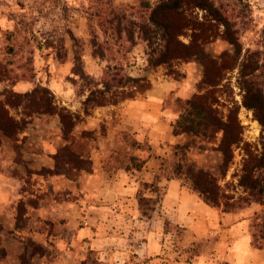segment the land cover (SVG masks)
Wrapping results in <instances>:
<instances>
[{
    "label": "rangeland",
    "instance_id": "rangeland-1",
    "mask_svg": "<svg viewBox=\"0 0 264 264\" xmlns=\"http://www.w3.org/2000/svg\"><path fill=\"white\" fill-rule=\"evenodd\" d=\"M140 1L0 0V63L8 73L7 78L0 79V101L13 92L48 90L54 105L73 115L75 128L70 138L76 143L74 150L82 154L90 167L74 173L68 167L55 166V155L67 144L57 116L26 117V128L18 137L1 138L0 264H58L60 255L71 261L66 264H146L147 260H138L134 253L140 242L135 235L147 229L146 222L150 219L160 224L158 242L165 251L161 257L168 254L178 263L191 264L195 255L214 249L215 235L190 242L183 228L166 221L159 208L164 188L159 183L176 179L192 190L184 171L176 175L178 165L204 169L219 177L220 155L212 145L200 137L173 135L172 123L179 110L176 100L184 101L197 92L202 62L206 58H228L233 49L218 37L204 46L199 57L173 65L175 76L163 67L149 68L144 43L137 40L132 47L113 38L109 35L110 24L105 22L111 10L134 13L129 8L137 7ZM216 3L234 23L242 55L246 50L258 52L256 57L262 68L256 73L257 82L264 88V0ZM70 35L76 42L71 41ZM92 40L110 49L104 59L92 55ZM76 52L84 74L94 82H99L105 67L111 65L122 67L129 76L145 79L150 87L136 89L131 99L115 106L85 111L83 102L89 86L72 73ZM238 71L235 68L225 75V87L218 94L219 109L226 115L238 107L244 142L258 145L261 128L252 111L241 104L243 91ZM134 100H138L136 107L142 111L133 109L131 114L136 112L138 116L127 113L128 102ZM10 113L18 120L22 118L21 108H10ZM242 155V150L234 151L221 186L232 181L231 175L239 168ZM148 160H151L149 168L154 162L158 172L148 179L150 182L140 181L134 219L131 213L127 219L121 218L122 208L117 206L113 212L106 206L101 211L94 210L98 194L108 184L114 180L132 184L130 181L136 179ZM42 169L62 174L44 175ZM125 176L130 181H125ZM226 190L238 192L231 187ZM248 209L242 218L248 221L250 246L256 249L252 246V225L256 223L255 214L262 208L251 205ZM96 220L99 227L94 225ZM137 220L145 223H136ZM95 227L100 228L98 232L102 235L112 233V243L97 249L90 247L88 236L91 237ZM82 235L86 239H77ZM36 246L42 247L44 255L37 253ZM123 253L127 257H121Z\"/></svg>",
    "mask_w": 264,
    "mask_h": 264
},
{
    "label": "trees",
    "instance_id": "trees-1",
    "mask_svg": "<svg viewBox=\"0 0 264 264\" xmlns=\"http://www.w3.org/2000/svg\"><path fill=\"white\" fill-rule=\"evenodd\" d=\"M216 1L155 0V3L150 4L142 0L137 7L130 6L129 9L134 11L131 14L111 10L110 18L105 22L110 24L108 29H111L112 34L109 35L113 38L123 40L132 47L137 40L144 43L149 68L163 67L174 76L171 70L173 65L199 57L204 46L218 37L232 47L230 57L221 56L215 60L206 58L202 62V78L197 85V92L184 101L176 100L179 110L172 123L173 135L200 137L212 145V149L220 155L219 177L204 169L194 170L191 166L178 165L175 171L177 176L184 171L183 176L202 202L221 213H240L251 205L260 206L262 210L255 214L256 223L252 225V246L261 250L264 249V88L258 84L256 73L262 65L256 57L258 52L246 50L242 55L238 31L226 10ZM237 1L240 3V0ZM70 38L76 42L72 35ZM92 42V55L104 59L110 49L100 47L95 40ZM74 60L76 65L72 70L73 75L86 81L89 86V93L83 102L85 111L115 106L131 99L136 89L148 90L150 87L145 79L129 76L122 67L111 65L105 67L100 81L94 82L80 67V55L77 52L74 53ZM235 68L239 69L242 80L241 104L252 111L261 128L258 145L244 142L243 127L237 115L238 107L229 110L226 115L219 109L218 94L225 87V75ZM7 75V68L0 63V79L7 78ZM10 108H21L22 118L18 120L13 116ZM35 114L59 118L67 144L55 155V166L68 167L74 173L88 170L89 163L74 150L76 143L70 138L75 128L73 115L64 108L56 107L52 95L46 89L13 92L8 99L0 101V141L2 137L10 140L18 137L26 128L24 119ZM236 149L243 151L239 168L231 175L232 181L221 186L220 182L226 178ZM42 171L44 175L62 174L58 170ZM230 187L238 192L226 190ZM36 251L44 255L42 247L36 246Z\"/></svg>",
    "mask_w": 264,
    "mask_h": 264
},
{
    "label": "crops",
    "instance_id": "crops-1",
    "mask_svg": "<svg viewBox=\"0 0 264 264\" xmlns=\"http://www.w3.org/2000/svg\"><path fill=\"white\" fill-rule=\"evenodd\" d=\"M137 103L138 100L128 102L126 106L128 114L138 116L136 112L131 114L133 109L141 110V108L136 107ZM131 118L134 117L131 116ZM150 164L151 160H148L142 170L137 173L134 181H130L125 176V181L128 180L132 184L122 182V180H114V182L108 184L98 194V202L93 207L94 210L101 211L102 207L106 206V209L113 212V209L117 206L122 208L121 218L127 219L128 213H131L134 219L135 212H138V204L135 198L140 181L150 182L148 179L153 178L158 172L155 163L153 162L152 169L149 168ZM139 177L140 179L137 180ZM159 185L164 186L159 203L161 213L170 224L183 228L188 241L192 242L193 240L216 236L214 249L195 255L191 260V264H264V251L253 249L250 246V238L246 231L248 221L242 218L245 217L247 209L237 214L221 213L215 208L204 204L197 193L181 186L176 179L160 182ZM111 218L112 215L110 220ZM139 222L141 221H136V223ZM94 225L99 227L97 220ZM146 226L147 229L139 235H135L136 239H140L139 245L134 251L138 260H147L146 264H182L173 260L168 254L161 257L165 254V251L164 246L158 242L160 224L154 219H150L147 220ZM96 227L93 229L91 237L88 236L90 247L97 249L100 245L106 246V244L112 243V233L102 235L98 232L100 228ZM77 239L83 241L82 239L86 238L82 235ZM123 254L121 257H127V253ZM66 261L70 260H66L65 255L59 256L58 264H66Z\"/></svg>",
    "mask_w": 264,
    "mask_h": 264
}]
</instances>
